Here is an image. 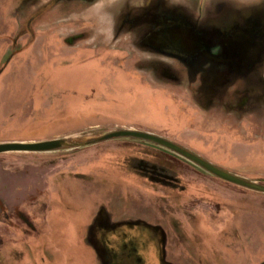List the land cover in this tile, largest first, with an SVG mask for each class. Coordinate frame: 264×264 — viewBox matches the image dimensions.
<instances>
[{
    "label": "rangeland",
    "instance_id": "obj_1",
    "mask_svg": "<svg viewBox=\"0 0 264 264\" xmlns=\"http://www.w3.org/2000/svg\"><path fill=\"white\" fill-rule=\"evenodd\" d=\"M75 2L0 0V55L8 48L0 59V143L137 129L264 181V58L251 53L235 68L231 58L215 64L227 50L264 52V38L251 39L258 29L264 34V0H176L177 28L213 49H200L193 61L205 66L194 74L150 49H134L132 57L110 49L116 40L92 49L101 42L87 41L90 28ZM130 14H119L117 40L137 26L125 21ZM152 22L149 15L145 24ZM253 61L262 65L251 70ZM166 72L177 82L156 81ZM159 151L168 153L115 140L0 155V264H100L93 241L111 250L121 234L138 243L137 264H158L151 232L126 225L102 231L93 227L98 215L104 225L135 220L158 228L170 264H263L264 194L179 160L171 169L187 179V190H164L134 171L133 159L156 163L155 154H165Z\"/></svg>",
    "mask_w": 264,
    "mask_h": 264
},
{
    "label": "flooded vegetation",
    "instance_id": "obj_2",
    "mask_svg": "<svg viewBox=\"0 0 264 264\" xmlns=\"http://www.w3.org/2000/svg\"><path fill=\"white\" fill-rule=\"evenodd\" d=\"M174 3H176V0H144V6L138 8L129 7V5L127 4L126 10L125 8H123L120 13H122L123 15L124 12H126L127 10L128 12L130 11L131 14L130 16H126L125 21H132V24L137 23V26L134 25L133 28L126 33L127 36H125L123 39L116 40L115 43L117 44L112 45L110 49L119 48L121 52L130 57L133 56L132 50L134 49H150L151 51H155L158 54L167 56L168 59L171 58L170 60H174L177 64L181 65L180 67H182L183 69L186 68L187 70L191 71L192 74H194L192 70H200L201 68H203L205 64H199V62H194L193 59L199 57L198 55L200 49L201 51L206 50V52L208 50L212 51L213 49L207 48L206 45L203 43L199 44L197 38H195V36L189 35V32L187 30L177 28L179 20L178 18H175L177 17L179 12H176L174 10ZM179 4L177 7L180 8L186 5L183 3ZM21 6L19 7L21 8ZM149 15H154V22L145 24V20ZM257 31L258 32L256 33H251V39L253 37L262 39L264 38V34L261 29H258ZM240 39L241 37H239V42L236 46L239 48ZM251 39L250 35L249 37L247 36V40L245 41L247 43H244L249 45V49L254 43L253 41H251ZM97 42L101 43H92V49L99 48L98 46H102L104 41ZM128 44L131 46H128ZM6 50L7 51L5 54H7L8 48ZM215 50L217 51V49ZM251 53L260 54L262 56V59L264 58L263 51L227 50L225 52H219V54L215 57L216 59H218L215 64L220 63L221 60H229L231 58L232 62H229L228 66L231 68H235L236 66L240 65L238 62H235V60H241L242 58L249 56ZM5 54H2L3 56L0 55V59H3ZM208 57L211 59L213 58L210 53L208 54ZM259 61H253V63L249 65V68L251 70H256L258 65H262L261 63H258ZM1 65L2 63H0V66ZM159 78H161L159 81L164 83L172 81L177 82V79L174 76L168 74L167 72L157 76L156 81ZM159 152L165 153L163 151ZM155 156L156 157H153L157 160L156 163H153V161L150 162L148 160H140L137 162L135 159H133V161L137 163V165H134L136 167L134 171H139L137 174H142L141 176L150 180L151 183L159 186L164 190L170 189L171 191H175L179 194L185 192L187 190V185L189 182L184 181L187 179L182 178L178 172L176 173L171 169L177 164L175 160H179L180 162L184 160L176 158L172 156V154L168 153H165L164 155L155 154ZM99 216L100 215L95 216V224L93 225V227H97V229L102 231H108L110 228L111 230H114L116 227L126 225L129 226L132 232L134 233H144V230L147 232H151L152 236L155 237V240L160 247L157 257L158 264H170L163 257V253L165 252L166 240L164 238V233H162L158 228L153 227L149 223L135 220H124L122 222L115 221L113 223L110 222L104 225L102 217L100 218ZM92 230L94 229L92 228ZM92 233H94V231H91L89 233L90 240H92ZM121 235H119V238H117L118 242H116L115 239L112 242L111 240L108 241L109 243L111 242V250L107 247H103L99 240L93 241L96 250L95 253L98 256L100 264H137L138 260L134 259V256L137 252L136 248L138 246V243L135 244L134 240L131 239L127 240V242H124ZM105 241L107 240H104L103 243ZM124 251L126 252L123 253Z\"/></svg>",
    "mask_w": 264,
    "mask_h": 264
},
{
    "label": "water",
    "instance_id": "obj_3",
    "mask_svg": "<svg viewBox=\"0 0 264 264\" xmlns=\"http://www.w3.org/2000/svg\"><path fill=\"white\" fill-rule=\"evenodd\" d=\"M137 141L153 145L154 148L164 150L172 156L188 162L191 166L206 173V175L224 181L232 186L243 190L264 194V181L249 179L242 175L226 171L223 167L216 165L207 158L189 150L184 145L176 143L166 137L155 135V133L139 131L137 129H116L106 133L94 134L93 136L64 137L41 142H3L0 143V155L6 153H30V154H52L60 151H73L87 148L111 141Z\"/></svg>",
    "mask_w": 264,
    "mask_h": 264
},
{
    "label": "clouds",
    "instance_id": "obj_4",
    "mask_svg": "<svg viewBox=\"0 0 264 264\" xmlns=\"http://www.w3.org/2000/svg\"><path fill=\"white\" fill-rule=\"evenodd\" d=\"M75 3L78 5L76 14L89 25L90 31L86 38L88 42H114L117 40L114 38L117 19L123 6L125 4L132 8L144 6V0H93L90 4L86 0H76Z\"/></svg>",
    "mask_w": 264,
    "mask_h": 264
},
{
    "label": "crops",
    "instance_id": "obj_5",
    "mask_svg": "<svg viewBox=\"0 0 264 264\" xmlns=\"http://www.w3.org/2000/svg\"><path fill=\"white\" fill-rule=\"evenodd\" d=\"M127 128H133V127H127ZM135 128V127H134ZM181 137H182V135H181ZM183 145V144H182ZM185 146V145H184ZM187 147V146H186ZM221 181V180H220ZM222 182H224V181H222Z\"/></svg>",
    "mask_w": 264,
    "mask_h": 264
}]
</instances>
